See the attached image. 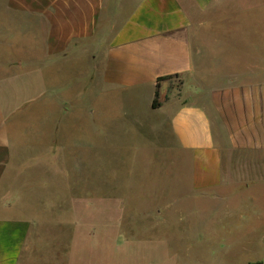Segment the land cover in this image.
I'll return each mask as SVG.
<instances>
[{"label": "rangeland", "instance_id": "rangeland-1", "mask_svg": "<svg viewBox=\"0 0 264 264\" xmlns=\"http://www.w3.org/2000/svg\"><path fill=\"white\" fill-rule=\"evenodd\" d=\"M3 6L0 0V139L11 145L12 166L0 187L32 224L19 264H264L254 222L231 220L229 198L204 208L181 196L180 167L149 127L117 118L123 102L115 97H77L89 78L86 63L41 69L40 39L22 33L36 24L28 27ZM131 7L107 6L97 33L109 32L111 18ZM222 13L231 15V4ZM220 15H209L213 22L192 39L205 45L207 61L219 55L214 46L228 44L231 22ZM61 83L69 86L65 96L54 93ZM43 86L51 91L41 98ZM170 88L180 91L181 80L171 79ZM103 104L112 109L106 136ZM88 110L96 111L92 121Z\"/></svg>", "mask_w": 264, "mask_h": 264}, {"label": "crops", "instance_id": "crops-1", "mask_svg": "<svg viewBox=\"0 0 264 264\" xmlns=\"http://www.w3.org/2000/svg\"><path fill=\"white\" fill-rule=\"evenodd\" d=\"M124 4L132 7L111 18L109 32L97 33L99 22L108 19L107 6ZM226 4L231 15L222 13ZM3 5L27 26L36 24L22 33L40 39L41 69L86 63L89 78L77 97L95 92L122 101L114 110L117 118L147 125L153 142H163L164 156L180 167V195L204 208L229 198L231 220L254 222L250 229L260 230L257 239L264 245V0H3ZM217 12L231 22V33L227 46H212L219 55L207 61L205 45L192 39L199 40V30ZM171 79L181 80L183 88L174 92ZM68 87L53 91L65 96ZM39 90L41 98L51 91ZM63 101L59 111L66 110ZM108 107L102 106V136L112 118ZM95 114L84 115L92 121ZM10 150L0 139V186L9 166L11 171ZM10 194L0 187V264H19L32 226L17 215L21 207L7 202Z\"/></svg>", "mask_w": 264, "mask_h": 264}, {"label": "trees", "instance_id": "trees-1", "mask_svg": "<svg viewBox=\"0 0 264 264\" xmlns=\"http://www.w3.org/2000/svg\"><path fill=\"white\" fill-rule=\"evenodd\" d=\"M158 94L156 93L155 94V97H154V99H153V102H152V107L153 108H157L158 107Z\"/></svg>", "mask_w": 264, "mask_h": 264}]
</instances>
